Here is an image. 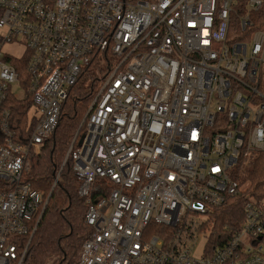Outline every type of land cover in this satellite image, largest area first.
Masks as SVG:
<instances>
[{
    "label": "built area",
    "instance_id": "1",
    "mask_svg": "<svg viewBox=\"0 0 264 264\" xmlns=\"http://www.w3.org/2000/svg\"><path fill=\"white\" fill-rule=\"evenodd\" d=\"M0 30V264L24 262L48 204L25 180L30 156L96 61L106 72L65 159L87 205L76 264H264V198L215 229L264 154V0H0ZM9 60L26 63L24 84ZM26 94L20 136L9 100Z\"/></svg>",
    "mask_w": 264,
    "mask_h": 264
},
{
    "label": "trees",
    "instance_id": "2",
    "mask_svg": "<svg viewBox=\"0 0 264 264\" xmlns=\"http://www.w3.org/2000/svg\"><path fill=\"white\" fill-rule=\"evenodd\" d=\"M8 62L17 69L23 79L21 85L24 84L26 63ZM105 72V64L99 61L84 72L71 90L56 132L40 154L30 156L25 180L48 199V204L30 242L27 238L21 241L22 252L28 246L23 264H76L80 259L89 235L85 222L87 205L78 195L80 182L74 177L73 161L69 158L65 162V159L73 141L76 140L77 146L86 131V115L99 88V75ZM9 107L14 129L20 136L27 134L33 97L29 94L21 99L11 97ZM241 180L243 186L248 184L246 193L229 198L224 206L216 209V230H236L244 219L243 207L249 198L256 201L264 198V154L258 156Z\"/></svg>",
    "mask_w": 264,
    "mask_h": 264
},
{
    "label": "rangeland",
    "instance_id": "3",
    "mask_svg": "<svg viewBox=\"0 0 264 264\" xmlns=\"http://www.w3.org/2000/svg\"><path fill=\"white\" fill-rule=\"evenodd\" d=\"M8 32L6 30H0V35L3 37H6ZM2 52L4 54L15 56L17 58H23L27 56L26 47L22 43H7L2 46L1 48ZM14 91L18 95H23L24 89L20 86H14ZM251 168H245L244 171H250ZM243 176V171L239 172ZM248 188V184L244 185L243 191H246ZM250 201H254L252 198H249ZM264 202V201H263ZM208 237L209 234H203L201 235L197 240V245L195 247V250L193 252L194 256L199 258L203 255V252L205 250V247L208 244Z\"/></svg>",
    "mask_w": 264,
    "mask_h": 264
}]
</instances>
